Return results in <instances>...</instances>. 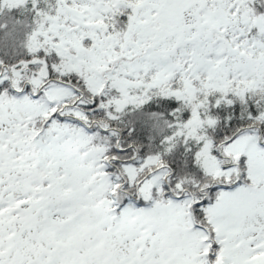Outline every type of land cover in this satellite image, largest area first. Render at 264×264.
Segmentation results:
<instances>
[{
    "label": "snow or ice",
    "instance_id": "obj_1",
    "mask_svg": "<svg viewBox=\"0 0 264 264\" xmlns=\"http://www.w3.org/2000/svg\"><path fill=\"white\" fill-rule=\"evenodd\" d=\"M0 264H264V0H0Z\"/></svg>",
    "mask_w": 264,
    "mask_h": 264
}]
</instances>
